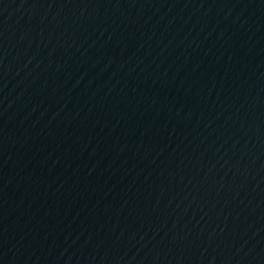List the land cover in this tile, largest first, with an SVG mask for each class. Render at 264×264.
<instances>
[{"label": "water", "instance_id": "95a60500", "mask_svg": "<svg viewBox=\"0 0 264 264\" xmlns=\"http://www.w3.org/2000/svg\"><path fill=\"white\" fill-rule=\"evenodd\" d=\"M0 264H264V0H0Z\"/></svg>", "mask_w": 264, "mask_h": 264}]
</instances>
